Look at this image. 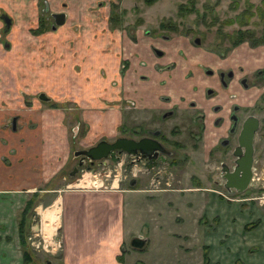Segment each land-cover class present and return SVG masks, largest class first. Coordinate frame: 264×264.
<instances>
[{"label":"rangeland","instance_id":"374dc122","mask_svg":"<svg viewBox=\"0 0 264 264\" xmlns=\"http://www.w3.org/2000/svg\"><path fill=\"white\" fill-rule=\"evenodd\" d=\"M149 2L150 5L145 0H0V15L10 18L7 29L0 19V135L2 130L8 134L0 136V142L13 136L30 142L35 136L37 145H41L42 173L47 179H43L40 191L29 200L39 202L42 224H46L45 211L54 208L57 186H65L73 179L80 182L85 177L92 185L98 182L97 177L107 179L109 185L116 179L122 181L121 185H128L125 178L130 176L129 167L126 176L118 169L124 168L122 162L87 166L88 170L85 167L80 174L70 172L78 167L81 150L101 139L112 141L130 136L136 115L146 122L149 113L130 106L137 97L135 88L144 92V88L152 85L134 82V74L124 72L128 67L125 63L122 67L120 56V44H128L131 35L141 36L147 30L151 36L143 43L149 47L156 44V34H168L186 36L189 43L198 37L201 44L198 46L207 51V47L217 52L233 50L232 55L214 63L220 72L231 64L235 70L243 67L245 72L264 65V0ZM57 12L65 14V23L51 31L52 14ZM159 22L164 23L165 29L158 27ZM182 48L173 54H179ZM250 53L259 63L242 66L240 56L253 58ZM156 55L159 54L154 52L156 60H165ZM211 55L215 57L214 53ZM204 66L206 70L212 68L211 63ZM146 68L150 69V63ZM146 68L135 70L142 81L147 76ZM216 72L207 74L210 85L205 86L206 90H214L216 85L222 89L217 92L221 94L219 100L209 103L213 108L226 101L243 108L253 102L258 105L255 115L261 122L254 138L256 184L243 192L223 189L218 170L220 157L206 155L211 134L206 131L207 143L198 149L189 131L194 126L190 113L166 121H161L158 113L149 114L157 118L153 125L165 134L171 128L179 130L180 134L171 137L180 140L184 152L182 147H171L180 160L176 159L173 165H160L137 179L135 186L161 192H152L153 199L148 203L136 200L139 203L136 209L145 224L137 225L138 232L134 235L146 234L148 229L150 237L148 244L140 237L143 239L140 249L130 245L132 237L128 240L125 247L133 254L131 259L127 256V264H264V230L259 228L260 221L264 227V76L255 81L252 73L237 72L226 76L223 85L219 84ZM202 73L205 75L203 70ZM245 76L247 86L243 87L241 79ZM229 161L227 156L226 162ZM210 189L217 193L210 194ZM147 204H152L155 221L149 220ZM25 215L24 223L28 225L33 211L28 208ZM18 216L19 207L17 220ZM15 224L13 220L12 228ZM41 229L45 236L43 225ZM10 231L14 234V229ZM34 231L25 230L24 235L31 236ZM15 232L19 237L18 230ZM32 239L39 242L40 237ZM47 242L52 245L50 237ZM46 258L37 257L40 264H46Z\"/></svg>","mask_w":264,"mask_h":264},{"label":"flooded vegetation","instance_id":"af4514ba","mask_svg":"<svg viewBox=\"0 0 264 264\" xmlns=\"http://www.w3.org/2000/svg\"><path fill=\"white\" fill-rule=\"evenodd\" d=\"M145 1H147L149 5L151 4L149 0ZM4 18H8L9 20L10 18L5 14L0 15V19L4 23V28L7 29L9 26L7 27V25H5ZM63 23H65V14ZM60 25H51V31L56 30V28ZM163 25V22L158 23V27L160 29H165L162 27ZM171 31L175 32L176 30ZM150 36L151 35H148L147 30H145L144 35H131V40H129L128 44H120V56H123L122 67H124V63L127 64L126 67H128L126 69L127 71L124 72H128L127 74H129V72H132L135 77L134 82L138 83L140 86H143L144 82H150V85H152V88H144V92H141L138 88H135L133 90L137 97L136 100L133 99L134 102L132 103L130 108L139 111L143 110L151 114V116H154L153 114L158 113L156 115H159L161 121H166L170 118H183L185 117V114L183 113H190L188 115L192 118L194 117V119H192V122H194V126L189 131L190 135H193V137H195L198 149H200L207 143L206 131L211 134V140L209 141L210 145L207 149L206 155L220 157L218 161V170L222 179V182L220 184L226 192H238L233 188L224 187V183L226 182V178L224 176L226 174L232 173L234 171V168L236 167V161L241 160V158L244 156V146L242 145L238 148V146L240 145L238 137L243 123L247 119L249 120L251 116L255 117V119H257V129L252 135L251 144L253 152L250 166V177L248 186L245 189L252 185H255L254 138L261 122V119L255 115L257 105L256 102L247 104V106L243 108L239 106V104L237 105L226 101V103H221L219 106L213 108V106L210 104H213L214 102L219 100L221 94H218L217 92L220 93V90L222 89H219L218 85H216V89L206 90L207 87L205 86L210 85V78L207 77V74H212L215 70H217L215 75L218 78L219 84L221 83L225 85L226 83L224 78L226 76H234V74L237 72H244L245 74L252 73L254 75V80L257 81L256 79L258 76H264V65L260 69L249 68V70H246L245 72L243 70V67H239L235 70L234 65L231 64L226 66L227 68L220 72L215 67L214 63H220L223 59L232 55L233 50L231 51V49H227L225 52H217L215 50H212V48H210L209 50V47H207V51L198 46L201 45L199 44L198 37L190 40L191 43H194V45H191L186 36L175 35L174 37H171L168 34H156V44H153L151 47H149L146 43L143 42L144 39L149 38ZM195 39H197V41ZM159 41L165 43L168 47L161 46ZM181 42L183 43L182 46H180ZM155 47L159 48L161 51L156 50ZM177 48H182V51L180 50L179 54H173V52ZM153 51L159 54L158 56L156 55L157 57H163L165 58V60H156L153 57ZM212 52L215 54V57H213L214 55H211L213 54ZM173 56H175V58ZM242 57L243 56H240L241 62L243 64L242 66L251 67L252 64L259 63L257 57L252 56L256 59L257 62L249 56L248 58L247 56H244L243 58ZM244 60H247V62H245ZM148 63H150V69L146 68ZM208 63H211L212 68H210L212 71L205 69L206 67L204 65ZM138 68H146V70L148 71L147 73H145L147 76H144V81L141 80V77L138 78L137 76V72L135 70ZM202 70L204 71L205 75H203ZM246 80L247 76L241 79V85L243 87L247 86ZM150 96L152 97L150 98ZM166 104H169V106H167ZM214 111L216 113H213ZM149 114L148 117L145 118L146 122L142 121V118L139 119L138 115H136L137 120L134 117V123L130 129V136H119L115 139L127 138L138 142L143 138H147L150 142L155 143L157 148H154L148 154L141 152L138 147L133 149V154L115 149L114 156L117 158L115 161L111 160L109 156L91 161L90 159L79 154L81 159L77 163H80V165H77L80 166L81 170L77 171V173L80 174L85 167V170H88L87 166H105L107 164L115 165L122 162L124 164V168L121 169L119 167L118 169L123 171L124 176H126V168L129 167L127 169V172L130 176L125 179L127 181V184H132L134 181H137V179L141 177L140 174L149 173L154 168L163 164L173 165L177 160H180L175 157L174 151L171 148L174 147L175 149H177L179 147H182L181 150L182 152H184L183 146H181V143L179 142L180 140L171 137L172 134H180V132L178 133L179 130L173 131V129L171 128L170 130H168V133L165 134L163 130L153 125L157 121V118L150 117ZM237 148L238 150H236ZM234 152H237L236 155L234 154ZM227 156L230 157L229 163L226 162ZM183 157L185 160V158H187L186 154H184ZM76 168L78 169L79 167L76 166ZM239 173L240 170L238 171V174ZM213 181L216 185H218L216 179H214ZM209 192L210 194L217 193L215 189H210Z\"/></svg>","mask_w":264,"mask_h":264},{"label":"crops","instance_id":"0c3cea01","mask_svg":"<svg viewBox=\"0 0 264 264\" xmlns=\"http://www.w3.org/2000/svg\"><path fill=\"white\" fill-rule=\"evenodd\" d=\"M2 135L8 134L2 130ZM17 137L0 142V264H40L38 255L47 257L46 264H127V256L131 259L132 251L125 245L131 237L139 236L148 244V229L146 234L134 235L138 232L136 226L145 224L139 217L136 209L139 203L136 200L144 199L148 203L153 199L152 192L161 190L135 186L137 181L123 186L119 179L110 185L107 179L102 181L103 185L100 180L91 187L89 183H84L86 178H83L81 183L73 179L65 186L56 187L54 208L44 213L46 224H42L43 218L37 206L39 202L30 203L28 208L38 215L36 225L39 233L44 235L41 229L43 225L46 234L43 237H50L52 245L45 255V251H34L28 244L23 256L15 230H18L26 199L34 198L35 193L40 191L43 179L47 178L42 173L44 151L41 145H37L35 136L30 142L20 141ZM140 194L144 196L139 197ZM16 200L19 202L15 203ZM146 209L149 220L155 221L152 204H147ZM13 220L16 223L14 228L11 226ZM29 224L23 227L24 230L31 229ZM259 228L264 230L262 221ZM10 229H14V234Z\"/></svg>","mask_w":264,"mask_h":264},{"label":"water","instance_id":"95a60500","mask_svg":"<svg viewBox=\"0 0 264 264\" xmlns=\"http://www.w3.org/2000/svg\"><path fill=\"white\" fill-rule=\"evenodd\" d=\"M52 17L54 19V24L60 25L64 21V13L57 12L52 14ZM5 25L7 27L10 24V20L8 18H4ZM197 41V39H195ZM11 128H14V119H12L11 122ZM257 129V119L255 117L251 116L249 120L247 119L243 125L242 129L240 131L238 140H239V146H244L245 153L244 156L241 158V160L236 161V167L234 168V171L230 174H226L224 177L226 178V182L224 183L225 188H233L234 190L241 192L243 191L247 186L249 182L250 177V166L252 161V135L254 131ZM136 147L139 148V150L143 153H149L154 148H157L155 143L150 142L147 138H143L139 140L138 142L133 141L132 139L127 138H117L113 140L112 142H107L105 140L98 141L95 145H92L88 147L85 150H81L79 154L83 155L84 157L92 160H98L102 159L106 156H109L111 160L115 161L117 158L114 156V150L118 149L119 151H125L127 153L133 154V149ZM238 148L236 150H238ZM237 152H234L236 155ZM80 165V163H78ZM79 168H74L70 175L75 174L77 171H80ZM240 170V173L238 174V171ZM37 214L32 215V219L30 222L31 229L36 230L37 227ZM35 227V228H33ZM130 245L133 246L136 249H140L143 246V239H140L139 236H134L130 240Z\"/></svg>","mask_w":264,"mask_h":264},{"label":"trees","instance_id":"16d2710c","mask_svg":"<svg viewBox=\"0 0 264 264\" xmlns=\"http://www.w3.org/2000/svg\"><path fill=\"white\" fill-rule=\"evenodd\" d=\"M30 203H31V200H27L25 202L24 208H23V210L21 212L20 219L18 221V235H19L18 238H19V244H20V246L22 248V254H23V256L26 255L25 248L28 245L27 234L24 235V231L25 230H24L23 227L26 225V222L24 223V221L26 220L25 219L26 218V215L25 214H26V211H27L28 207L30 206ZM252 226H254V225H251V227ZM247 227H250V226H245V228H247Z\"/></svg>","mask_w":264,"mask_h":264},{"label":"built area","instance_id":"2783aa9c","mask_svg":"<svg viewBox=\"0 0 264 264\" xmlns=\"http://www.w3.org/2000/svg\"><path fill=\"white\" fill-rule=\"evenodd\" d=\"M84 171V170H83ZM96 177V176H95ZM88 178H90V177H88ZM99 180H98V182L96 183V184H94V185H97L99 182H100V180H101V185H103L102 184V178H99V177H97ZM105 178V177H104ZM107 178V177H106ZM116 180H118V179H116ZM84 183H89L90 184V182H86V181H84ZM90 185H92V184H90ZM94 185H92V186H94ZM37 230H39V228H37ZM39 231H34L33 233H32V235L30 236V234L29 235H27V241H28V244H30V246L32 247V249L34 250H38V249H42L43 251H49L50 250V248H51V245L47 242V238L45 239L43 236H41V234L39 233ZM37 235H39V237H40V239H39V242H37L35 239H32V237H35V236H37ZM43 237V238H42ZM37 239V238H36ZM45 244H46V246H45ZM48 247H50V248H48Z\"/></svg>","mask_w":264,"mask_h":264},{"label":"bare ground","instance_id":"6f19581e","mask_svg":"<svg viewBox=\"0 0 264 264\" xmlns=\"http://www.w3.org/2000/svg\"><path fill=\"white\" fill-rule=\"evenodd\" d=\"M86 178V177H85Z\"/></svg>","mask_w":264,"mask_h":264}]
</instances>
